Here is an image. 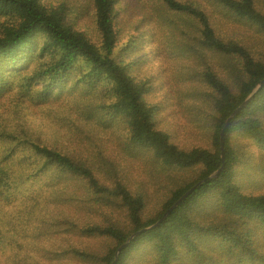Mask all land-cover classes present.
Wrapping results in <instances>:
<instances>
[{"label":"trees","instance_id":"trees-1","mask_svg":"<svg viewBox=\"0 0 264 264\" xmlns=\"http://www.w3.org/2000/svg\"><path fill=\"white\" fill-rule=\"evenodd\" d=\"M153 1L89 0L88 32L81 0H0V201L39 177L68 186L48 264H111L221 168L227 117L264 79V0ZM171 56V79L149 65ZM175 109L198 143L174 141ZM142 169L164 174L149 206ZM116 264H264V85L226 127L220 175Z\"/></svg>","mask_w":264,"mask_h":264},{"label":"rangeland","instance_id":"rangeland-1","mask_svg":"<svg viewBox=\"0 0 264 264\" xmlns=\"http://www.w3.org/2000/svg\"><path fill=\"white\" fill-rule=\"evenodd\" d=\"M58 4L62 0H51ZM75 5V0H68ZM89 0H81L83 4V14L80 15L78 23L80 28L90 32L91 11L87 8ZM131 5L139 4L146 8L148 13H152L155 7L153 0H128ZM80 3V2H79ZM80 3V5H81ZM85 5V7H84ZM9 20L0 17V26L8 23ZM163 55L162 58H164ZM164 60V59H163ZM154 70L159 66L164 68V75L171 77V73L177 72V63L174 57H167L163 62L155 61L151 58L148 61ZM159 71V70H158ZM39 121H37L38 123ZM165 122L169 125V130L174 134L175 142L190 146L198 143L202 138L199 133L193 132V128L188 126L183 115L176 109L167 114ZM145 173V174H144ZM157 172L148 169H142L141 172L133 175V180L137 186L146 183L147 190L150 194L148 206L152 204L156 191L160 190V184L163 180V173L153 177ZM68 186L54 182L47 178L39 177L37 181H26L21 185L20 193L12 196L9 201H0V225L2 226V239L0 242V264H48L46 254L60 244L68 242L67 237L54 232L51 223L54 222V216L61 218L60 213H66L63 205H58V211L55 213L54 207L60 203ZM70 211L72 209L69 208ZM53 213V215H52ZM106 216L121 219L118 213L104 214L95 213L93 220L103 221ZM96 246L95 244H93Z\"/></svg>","mask_w":264,"mask_h":264},{"label":"water","instance_id":"water-1","mask_svg":"<svg viewBox=\"0 0 264 264\" xmlns=\"http://www.w3.org/2000/svg\"><path fill=\"white\" fill-rule=\"evenodd\" d=\"M264 85V79L262 81H260V83L252 90V92L246 97V99L229 115V117H227V121H226V124L225 126L223 127L221 133H220V144H221V161H222V165H221V168L217 171H215L214 173L210 174L208 177H206L205 179L197 182L194 186H192L189 190H187L184 194H182L180 196V198L175 201L172 206L167 209V211L163 214V216L153 225L151 226H148L146 228H143L141 229V231H138L134 234H132L127 240L126 242L121 245L116 251H115V254H114V260L111 264H116L117 260H118V256L120 254V252L134 239L136 238L137 236L141 235L142 232L144 231H147L149 229H152L154 227H157L158 225H160L161 222H163V220L174 210L176 209L179 204L185 199L187 198L194 190H196L199 186H201L202 184L212 180V179H215L217 178L223 167H224V134H225V131H226V127L228 126V123L229 121L231 120V118L235 115V113H237V111L239 109H241L242 107H244L248 102L249 100L254 96V94L260 89L262 88V86Z\"/></svg>","mask_w":264,"mask_h":264}]
</instances>
